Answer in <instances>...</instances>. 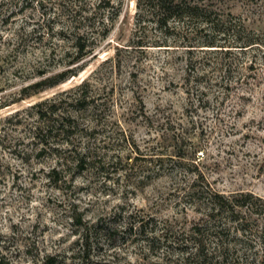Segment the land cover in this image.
I'll return each instance as SVG.
<instances>
[{"label": "rangeland", "instance_id": "1", "mask_svg": "<svg viewBox=\"0 0 264 264\" xmlns=\"http://www.w3.org/2000/svg\"><path fill=\"white\" fill-rule=\"evenodd\" d=\"M75 1L0 0V264L46 257L53 264H261L264 0H218L220 14H230L231 24L244 27L241 38L256 44L196 51L190 65L182 51L132 47L136 0H122L106 41L75 62L70 44L56 37ZM79 1L87 11L96 2ZM109 10L99 7L97 17ZM77 66L76 76L35 92L34 84ZM85 79L101 106L84 144L102 164L59 172L55 150L39 152L30 139L35 106L57 110L52 118L74 113L67 98ZM197 177L240 215L238 225L223 221L219 241L203 228L202 199H181ZM139 222L154 237L149 249ZM99 225L115 236L95 233Z\"/></svg>", "mask_w": 264, "mask_h": 264}, {"label": "trees", "instance_id": "2", "mask_svg": "<svg viewBox=\"0 0 264 264\" xmlns=\"http://www.w3.org/2000/svg\"><path fill=\"white\" fill-rule=\"evenodd\" d=\"M217 1L136 0L135 30L133 33L135 41H133L132 47L141 51L146 48L182 51L187 56L186 62L190 65L191 55L196 51L204 52L207 49H215L216 52H229L232 49L249 48L256 44L250 39L241 38L244 27L240 24H231L229 22L232 17L230 14H220L215 5ZM71 5L69 14L60 19L56 37L60 42L63 43L66 40L70 44L75 54L74 60L79 63L94 52L97 44L106 41L120 16L122 0H96L89 11L79 0L71 3ZM101 6L110 9L108 17H97L96 12ZM90 11L93 12L87 14ZM46 28L48 30L51 27ZM79 68L77 66L76 70L64 71L54 75L47 79V83L44 80L34 84L35 92L65 82L69 77L76 76V71ZM184 82L191 84L189 75L184 79ZM92 88L90 79H85L73 89L72 96L67 99L71 100L74 113L62 114L52 118L57 110L54 109L55 112L50 109L47 110V108L38 110L42 104L35 106L37 122L31 128L30 139L33 144L40 148L39 152L46 149L55 150L54 157L60 168L57 170L59 172L62 171V168L71 166L76 173H79L90 163L102 164L100 161L94 162L90 159L89 148L84 144V141L87 140V137L92 136L95 129L90 116H95L101 106L97 104V97ZM49 103L50 107H56V100H51ZM78 112L90 113V119L85 120V122L80 121ZM158 162L161 163V160ZM57 171L52 169L51 173L57 175L59 173ZM188 186L190 192L184 190L181 199H202L203 218L206 219L203 228L211 234L210 237H213L214 240L219 241L222 238L223 230L226 229V223L223 221L237 225L241 223L234 202L214 192L209 188L207 182L204 181L203 183L197 177ZM199 228L202 227H200V222H197L194 232H192L196 237L201 234ZM96 229L95 233H102L108 239L115 236V231L103 225H99ZM211 229L215 231H211ZM87 231L89 230L84 229L81 236L82 248L85 245L83 249L85 251L90 248V244L87 242L90 235H85ZM136 231L143 236L140 242L149 249L154 237L146 234L141 222L136 225ZM242 232L244 230L241 229ZM258 238L264 247V224L258 231ZM217 248L224 249V246L217 244ZM52 261L51 257H46L41 264H53ZM261 264H264V256Z\"/></svg>", "mask_w": 264, "mask_h": 264}]
</instances>
